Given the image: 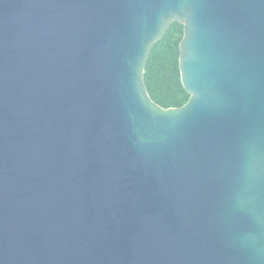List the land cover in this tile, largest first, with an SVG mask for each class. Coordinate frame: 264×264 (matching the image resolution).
Segmentation results:
<instances>
[{
	"label": "water",
	"instance_id": "95a60500",
	"mask_svg": "<svg viewBox=\"0 0 264 264\" xmlns=\"http://www.w3.org/2000/svg\"><path fill=\"white\" fill-rule=\"evenodd\" d=\"M0 264H264V0H0Z\"/></svg>",
	"mask_w": 264,
	"mask_h": 264
},
{
	"label": "trees",
	"instance_id": "16d2710c",
	"mask_svg": "<svg viewBox=\"0 0 264 264\" xmlns=\"http://www.w3.org/2000/svg\"><path fill=\"white\" fill-rule=\"evenodd\" d=\"M183 26L173 22L148 56L144 83L150 99L163 109L180 108L189 99L179 72V43Z\"/></svg>",
	"mask_w": 264,
	"mask_h": 264
}]
</instances>
